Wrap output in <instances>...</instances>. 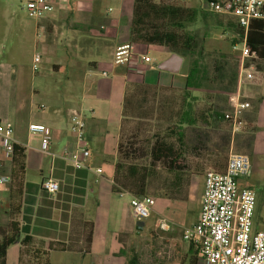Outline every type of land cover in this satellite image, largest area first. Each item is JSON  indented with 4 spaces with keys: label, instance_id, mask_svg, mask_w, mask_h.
I'll list each match as a JSON object with an SVG mask.
<instances>
[{
    "label": "crops",
    "instance_id": "obj_1",
    "mask_svg": "<svg viewBox=\"0 0 264 264\" xmlns=\"http://www.w3.org/2000/svg\"><path fill=\"white\" fill-rule=\"evenodd\" d=\"M29 1L32 0H26ZM66 3L44 19L24 25L19 21L17 0H0V121L12 123L16 144L24 150L22 174H17L13 161H5L2 169L13 181L0 189V217L9 216L12 209V193L17 187V183L13 184L14 179L22 182L16 216L20 234L8 249L7 264H126L124 243L119 241V236L134 238L157 229L163 209L152 206L150 217L143 220L145 225L139 231V219L119 200V197H125V192L121 195L113 189L125 96L133 84L183 89L189 64L185 65L187 58L164 46L138 45L129 63L117 65L114 51L118 45L129 42L125 39L124 29L127 27L125 22L131 18L133 0H118L116 6L96 0ZM60 13L65 15L58 16ZM62 23H72L75 30L79 29V39L89 42L83 51L94 53L105 40L111 41L109 50L91 54L89 59L69 44L55 43L50 48L49 31L57 28L56 33H59L58 25ZM40 30L45 33L46 41H39ZM12 36L8 51L4 44ZM152 49L161 53L160 58L151 56ZM36 53L41 55L40 63L51 65L39 76H35L33 70ZM29 54H32L31 78L27 75L30 65L21 61ZM142 54L149 55L152 61L144 62ZM5 55H8L7 59ZM162 64H166L165 70L159 68ZM243 92L249 103L244 114L245 128L237 137L232 133L227 137L224 153L229 154L236 144L240 146L242 141L249 139L245 154L251 158L252 174L241 179L252 189L251 186L264 182V63L257 68L255 81L246 84ZM75 109L85 112L87 122L89 154L83 169L75 168L63 154L68 144L76 150L77 138L70 129V115ZM31 124H42L49 129L53 137L49 146L51 154L42 150V135L29 131ZM216 151L207 147L197 157L205 166H217L212 159ZM98 168L102 169V174L97 173ZM31 173L38 176L29 180ZM49 177L59 183V190L54 194L44 191L41 186ZM203 190L204 181L199 210L185 222L173 220L171 228L165 229L166 232L171 230L168 234L173 236L167 249L173 260L166 264L198 263L200 253L184 240L183 231L200 218ZM160 200L163 208H167L166 204H183L165 198ZM74 216L94 224L88 254L79 249H56L55 243H68ZM25 237H31L32 241L29 244L23 242ZM78 246H82V240Z\"/></svg>",
    "mask_w": 264,
    "mask_h": 264
},
{
    "label": "rangeland",
    "instance_id": "obj_2",
    "mask_svg": "<svg viewBox=\"0 0 264 264\" xmlns=\"http://www.w3.org/2000/svg\"><path fill=\"white\" fill-rule=\"evenodd\" d=\"M67 4L74 2H83L85 0H62ZM106 5H115L118 0H96ZM26 0H17L19 21L25 25H32L35 19L28 15L25 9ZM165 3L185 8H196L200 10V18L192 23L190 26L182 30H176L182 40L194 37L195 46H193L194 55H188L187 62L189 64V71L195 59H200L202 68L200 73V87L199 91H192L189 94L185 92V88H150L146 86L131 87L127 91L125 112L121 122L119 133V141L122 144V150L117 162L120 164L118 172L119 177L131 176V168H135L139 173L147 174V191L146 195L153 198V207H162L160 214L161 222L157 229L149 231L148 234L135 236L134 238L127 237V245L132 242L142 243L144 248L146 241L151 238H156V246L163 254L168 249L172 241V235L165 231L167 227L171 228L173 220L186 221L191 215L200 208V196L203 189L204 176L207 170L214 169L216 171H223L227 162L228 153H224L227 148V137L232 133V127L228 121L220 122L218 125H213V118L216 114L225 115L230 110V98L236 92L234 90V78H238L239 71V54L233 50L234 40L238 39L235 32L228 29V21L233 19L222 17L212 13L204 12L200 9V0H157V3ZM134 3V2H133ZM104 6V5H103ZM61 5H55L52 13L60 9ZM131 18L125 22L127 26L125 31V39L130 42V31L133 18V4L131 6ZM65 13H60L58 16H64ZM106 15V10H105ZM113 15V14H111ZM164 21H156L160 27L164 26ZM59 33L57 28L49 31L48 44L51 48L55 43H60L62 46L72 45L81 56L89 59L92 55L106 52L111 46V41L105 40L98 51L89 53L84 50L88 47V41L80 40L78 33L79 29L75 30L73 24L62 23ZM123 27V23H122ZM121 27V28H122ZM102 31H105L102 29ZM39 41H46L45 33L40 30ZM13 36L4 44L6 48L13 42ZM33 44L31 45V47ZM33 50V48H30ZM168 49V48H167ZM42 52V49H38ZM81 51V53H80ZM151 56L160 58L161 53L157 50H151ZM40 54V53H39ZM67 55V53H65ZM106 54V53H105ZM51 56V55H50ZM105 56V55H104ZM53 58V56H51ZM5 59L8 55H5ZM32 54L22 58L26 61L27 75L31 78L30 60ZM262 65V62H259ZM49 65V64H48ZM44 63L38 64V70L34 72L35 76H39L50 69ZM188 104L192 105V114L196 123L194 125H184L183 132L185 134L184 140V163L186 169L183 171H171L163 163H154L151 158V147L156 140H161L167 144L174 145L179 148L177 135L174 131L180 125L181 114L188 110ZM114 108V107H113ZM111 128L113 126L111 125ZM230 131V132H229ZM241 133V132H239ZM237 133L235 137L238 136ZM233 134V133H232ZM236 141L235 143H237ZM249 139L242 141L241 145H235L233 151L238 153H247ZM212 148L216 151L215 157H212L213 162L217 166H205L200 159L199 153L205 148ZM30 179L38 176L31 173ZM242 179L245 185L246 180ZM256 195V210L254 214V228L256 230H264V182L261 184L251 186ZM124 193L123 197H119L123 206L131 208V195L127 191L120 190ZM127 192V193H126ZM130 194V193H129ZM16 196H18L16 194ZM120 196V195H119ZM169 197V198H168ZM160 198H165L171 201L183 202L177 204L180 206H173V204H166L167 208H163ZM15 206L18 204V198L14 202ZM184 205V206H182ZM132 210V208H131ZM9 216L0 217V226L6 231H9L11 220H17V217ZM162 224H166V228H162ZM169 228V229H170ZM148 229V227H147ZM146 229V230H147ZM185 230V228H184ZM184 232V231H183ZM181 234V233H180ZM146 249V248H145Z\"/></svg>",
    "mask_w": 264,
    "mask_h": 264
},
{
    "label": "built area",
    "instance_id": "obj_3",
    "mask_svg": "<svg viewBox=\"0 0 264 264\" xmlns=\"http://www.w3.org/2000/svg\"><path fill=\"white\" fill-rule=\"evenodd\" d=\"M200 9L222 17L234 19L243 35L235 39L233 50L239 54L237 90L230 98V110L225 120L230 123L235 136L245 128L244 114L249 103L243 92L246 84L256 79L257 66L247 48L248 31L254 21H264V0H200ZM62 0H32L26 3L28 15L44 19L52 13L55 5L64 4ZM138 44L131 42L118 45L114 51V63L125 65L136 53ZM144 62H151L147 54H142ZM33 70H38L41 55H34ZM107 73L104 72V75ZM70 129L77 138L76 150L67 145L63 154L75 168L86 167L89 144L86 141V115L83 110L75 109L70 115ZM31 133L42 135V150L48 154L53 137L42 124H31ZM16 141L12 123L0 121V189L12 182V177L2 172L5 161H13ZM102 174L101 168L97 170ZM252 174L251 158L248 154L230 151L224 171L209 169L204 176L202 209L199 220L185 228L183 238L200 253L197 264H264V230L254 228L256 195L243 185L241 178ZM42 189L50 194L59 190V183L53 178H45ZM121 195H123L121 193ZM133 215L139 220H147L151 215L153 198L149 195H131ZM162 228L166 224L161 225Z\"/></svg>",
    "mask_w": 264,
    "mask_h": 264
},
{
    "label": "trees",
    "instance_id": "obj_4",
    "mask_svg": "<svg viewBox=\"0 0 264 264\" xmlns=\"http://www.w3.org/2000/svg\"><path fill=\"white\" fill-rule=\"evenodd\" d=\"M133 18L130 31V42L143 46H164L172 53L179 54L183 57L194 55L193 46H195L194 37L188 36L187 39L182 40L176 30H182L195 23L200 18V10L196 8H185L165 3H157V0H133ZM156 21H164V26L160 27ZM228 29L235 32L238 36L243 35V31L238 28L236 22L228 21ZM235 42V41H233ZM247 48L250 55L255 54L258 69L262 67L259 62L264 63V21H254L251 29L248 31ZM200 59H195L190 68L189 75L185 86V92L189 94L192 91H199L200 73H201ZM234 90L237 89V77L234 78ZM146 86L144 84H133L131 87ZM128 91V90H127ZM127 95V93H126ZM126 106V96L123 106V115ZM189 109L184 111L180 117V125L174 131L177 135L179 148L174 145L167 144L164 141L156 140L151 147V158L154 163H163L171 171H183L187 167L184 163V140L185 134L183 132L184 125H194L196 123L192 114V105L188 104ZM216 117H211L213 125H218L225 120V115L216 114ZM122 150V144H118V157ZM24 150L15 145V154L13 164L16 167L17 174L24 172ZM120 164L117 162L114 175L115 191L124 190L134 196H144L147 191V174L139 173L135 168H131V176L119 177L118 172ZM225 169V168H224ZM222 172V171H219ZM13 181V179H12ZM12 183V182H11ZM17 187L12 193L13 205L10 215L15 217L19 212V197L22 195V186L20 179H14ZM16 194L18 196H16ZM18 198V204L15 206L14 202ZM169 198V197H168ZM10 230L6 231L0 226V264H7V252L9 247L14 244L20 234L19 223L12 219L10 223ZM94 224L92 222L83 221L82 218L74 216L71 221V234L68 243H55L56 249L61 251L79 249L81 252L88 254L91 250V243L93 240ZM82 240V246H78L79 241ZM23 242L29 244L32 241L31 237H25ZM119 241L124 243L123 253L126 257V264H166L173 260L168 254L167 249L164 254L158 250L156 246V238H151L146 241L145 248L142 243L132 242L127 245V236L120 235ZM171 257V258H170Z\"/></svg>",
    "mask_w": 264,
    "mask_h": 264
},
{
    "label": "water",
    "instance_id": "obj_5",
    "mask_svg": "<svg viewBox=\"0 0 264 264\" xmlns=\"http://www.w3.org/2000/svg\"><path fill=\"white\" fill-rule=\"evenodd\" d=\"M159 68H160L161 70H165V69H166V64H162V65H160ZM144 225H145V221H143V220H139V221L137 222V226H138L137 229H138L139 231H142ZM138 234H139V232H138Z\"/></svg>",
    "mask_w": 264,
    "mask_h": 264
}]
</instances>
